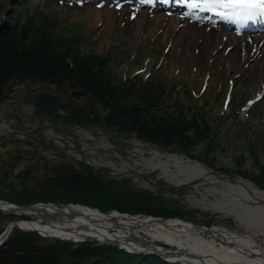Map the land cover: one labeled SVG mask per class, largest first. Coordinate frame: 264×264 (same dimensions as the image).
<instances>
[{
    "label": "rangeland",
    "instance_id": "1",
    "mask_svg": "<svg viewBox=\"0 0 264 264\" xmlns=\"http://www.w3.org/2000/svg\"><path fill=\"white\" fill-rule=\"evenodd\" d=\"M14 1L0 0V27L18 20L21 8L14 9ZM83 1L84 7L45 12L47 17L52 15L53 23L79 37L77 51H93L102 57L120 49L119 70L125 72L131 65L129 57L138 55L134 71L147 66L146 57L151 56L153 47H169L183 67L180 80L199 91L209 76L203 97L208 93L213 114L222 115L221 104L228 89L234 97L229 115H235L247 102L258 101L251 122L241 114L237 121L230 118L225 124L212 115L206 126L210 133L201 143L163 148L136 134L120 133L115 126L97 124L95 119L65 121L38 111L31 100L39 92L81 105L88 103V96L74 98L69 82L40 83L28 76L17 77L11 88L24 90L26 95L16 90L10 93L8 86L0 99V200L20 206L46 201L57 206L79 203L104 211L159 216L174 213L184 220L250 237L264 250V59L258 57V63L244 61L245 53L235 48L227 39L228 30L220 26H213L217 31L207 39L184 24L176 27L175 17L169 12L151 14L146 7L118 8L108 0ZM94 13L96 18L92 17ZM40 20L25 26L32 38L42 25ZM252 53L248 49L246 57ZM158 55L162 59L164 54ZM20 78L24 82L13 85ZM218 94L220 99H216ZM110 110L100 108L105 114ZM65 168L99 182L79 193L56 190L53 181ZM11 219L1 213L0 234ZM157 243L168 247L164 242ZM70 258L63 256L66 264L72 261Z\"/></svg>",
    "mask_w": 264,
    "mask_h": 264
},
{
    "label": "trees",
    "instance_id": "2",
    "mask_svg": "<svg viewBox=\"0 0 264 264\" xmlns=\"http://www.w3.org/2000/svg\"><path fill=\"white\" fill-rule=\"evenodd\" d=\"M13 5L14 9L21 8L18 11V20L0 27V99L17 77L28 76L40 83L64 85L69 82L74 91L88 96V103L81 105L63 101L59 96L39 92L31 100L33 105L38 111L47 112L65 121L95 119L97 124L115 126L120 133L136 134L139 138L157 143L163 148H170L175 144L193 147L201 143L210 133L206 126L212 115L225 124L230 118L233 121L239 119L241 110H237L235 115L227 114L234 100V97L228 99L227 93L221 104L222 115L213 114L209 108L211 99L207 98L208 93L203 97L209 76L200 90L196 91L192 85L180 80L184 73L183 67L177 64L176 56L171 55L166 47L163 50L153 47L151 56L146 57L147 66L134 71L133 65L137 66L138 55L129 57L131 65L125 72H121L120 49L102 57L93 51L82 54L77 51L81 46L79 37L53 23L50 20L51 14L45 16V12H52L55 8L65 7L72 10L70 3L65 0H15ZM48 6H52V9ZM37 18L41 19L42 25H39L35 31L37 34L32 38L31 30L25 26L34 23ZM156 52H163V58L158 54L155 56ZM172 62L174 65H171ZM197 69L199 68L195 67ZM146 71L149 72L145 73ZM220 98L221 94H218L216 99ZM100 108L112 110L105 114L101 113ZM253 111L254 108L247 110V121L251 120ZM82 174L76 173L72 168L62 169L52 187L69 193H79L99 182L95 177H84ZM39 202L42 201L31 204ZM143 214L159 216L151 212ZM164 217L177 216L170 213ZM26 219L28 218H21ZM42 240L37 232L15 229L0 246V264H66L64 254L72 258L71 262L65 260L67 264H82L86 260L90 264H169L156 256L131 254L111 247L112 245L97 246L93 242L75 244L49 238H45L47 242ZM102 247L108 250H103ZM151 259L152 262H149Z\"/></svg>",
    "mask_w": 264,
    "mask_h": 264
},
{
    "label": "bare ground",
    "instance_id": "3",
    "mask_svg": "<svg viewBox=\"0 0 264 264\" xmlns=\"http://www.w3.org/2000/svg\"><path fill=\"white\" fill-rule=\"evenodd\" d=\"M198 11L184 7L177 8L174 11L176 15L174 24L176 27L184 24L209 39L212 31L215 33L217 31L216 28H212L216 20L208 13ZM92 17L96 18L97 13ZM247 31L249 30L228 29L226 36L234 42L237 50L245 53L244 61L258 63V57L264 59V48L260 49L264 46V32ZM248 49L253 50V53L246 57ZM14 205L16 203L3 204L0 200V213L12 216L5 228L10 234L6 238L3 236L5 230L0 234V246L5 243L4 239L8 240L12 232L20 227L24 230L36 229L43 234L61 236L71 242L77 241L75 243H78V240L85 242L94 240L112 246L117 245L128 253L142 252L146 255L153 249L164 251V254H168L167 259L170 260V264H175L172 261H182L183 264H264V250L252 239L217 227L211 230L196 228L191 224L194 222L178 217L131 214L118 210L102 211L73 203L63 210L66 216L57 220L48 219L45 222L41 218L35 221L31 217L34 216L33 211L28 212L30 215L28 217L20 215L19 208ZM49 211L47 212L49 214L58 212L55 208ZM24 217L28 219L21 220ZM144 242H149L157 249L146 247ZM157 242H164L168 247Z\"/></svg>",
    "mask_w": 264,
    "mask_h": 264
},
{
    "label": "snow or ice",
    "instance_id": "4",
    "mask_svg": "<svg viewBox=\"0 0 264 264\" xmlns=\"http://www.w3.org/2000/svg\"><path fill=\"white\" fill-rule=\"evenodd\" d=\"M142 3H153L154 0H141ZM169 3V0H162ZM189 9H198L219 16L234 23H244L264 19V0H177ZM191 13H189L190 15Z\"/></svg>",
    "mask_w": 264,
    "mask_h": 264
},
{
    "label": "water",
    "instance_id": "5",
    "mask_svg": "<svg viewBox=\"0 0 264 264\" xmlns=\"http://www.w3.org/2000/svg\"><path fill=\"white\" fill-rule=\"evenodd\" d=\"M12 87V84L9 85V88L11 89ZM83 93L80 92V91H74L73 92V97L74 98H77L79 95H82ZM3 204H7L8 202H5V201H2ZM15 207L19 208L20 210V215H24V216H30L28 212H31L33 211L34 212V216H31L35 221H39L40 218L41 220H44L45 222L48 221V219L50 220H57V219H61L62 217L66 216L65 215V212H63V210H65L67 207H69L70 205H66V206H57V205H54V204H51V203H38V204H33V205H29V206H20V205H14ZM54 209L57 210L58 212L53 214L54 212H51V214L47 213V212H50L49 210L51 209ZM27 211V212H26ZM37 212H39L40 214H37ZM18 224V223H17ZM193 224L196 228H203V229H207V230H211L213 228H207L206 226H202V225H197L195 223H191ZM20 229V227H18ZM23 231H36V232H39L42 236L44 237H49V238H53V239H58V240H67L65 239L64 237H61V236H55V235H50V234H43L41 233L40 231L36 230V229H29V230H24V229H21ZM8 234H10V231L9 230H5L3 236L4 238H6L8 236ZM249 238V237H247ZM4 241H6V239H4ZM69 241V240H68ZM94 241V240H93ZM77 241H73V243H75ZM78 242H85V241H80L78 240ZM145 243V246L146 247H150V248H156L155 246H152V244H150L149 242H144ZM151 250V249H150ZM148 253H152L154 255H157L161 258H163L164 260H166L167 262H169L170 260H168L167 258H169L167 255L168 254H164V251L161 252V251H157L155 249L149 251ZM166 255V256H165ZM182 263V261H179Z\"/></svg>",
    "mask_w": 264,
    "mask_h": 264
},
{
    "label": "flooded vegetation",
    "instance_id": "6",
    "mask_svg": "<svg viewBox=\"0 0 264 264\" xmlns=\"http://www.w3.org/2000/svg\"><path fill=\"white\" fill-rule=\"evenodd\" d=\"M18 82H24V79L23 78L17 79V81H15V83L13 85H16ZM15 90H16V92H18L19 95H24V96L26 95L24 90H18L17 88L16 89H13V88L9 89L8 88V92H10V93L15 91Z\"/></svg>",
    "mask_w": 264,
    "mask_h": 264
}]
</instances>
